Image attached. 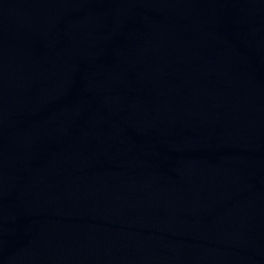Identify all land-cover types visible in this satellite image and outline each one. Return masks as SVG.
<instances>
[{
  "label": "water",
  "instance_id": "obj_1",
  "mask_svg": "<svg viewBox=\"0 0 264 264\" xmlns=\"http://www.w3.org/2000/svg\"><path fill=\"white\" fill-rule=\"evenodd\" d=\"M0 264H264V0H0Z\"/></svg>",
  "mask_w": 264,
  "mask_h": 264
}]
</instances>
